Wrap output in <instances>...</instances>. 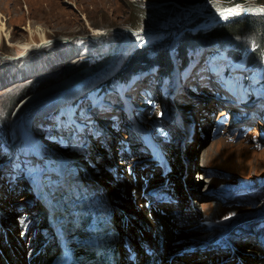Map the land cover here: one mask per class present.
<instances>
[{
    "label": "rangeland",
    "instance_id": "rangeland-1",
    "mask_svg": "<svg viewBox=\"0 0 264 264\" xmlns=\"http://www.w3.org/2000/svg\"><path fill=\"white\" fill-rule=\"evenodd\" d=\"M189 1L190 0H103V3L99 4L97 0H45L43 6L44 15L37 5H35L36 0H0L1 8L5 14L2 20H4V23L6 24L5 29H2V20L0 19V115L5 113L3 106L5 98L11 94L20 92L25 85L35 82H32V80H36V78L42 76H46L43 79L47 77H58V81L54 84L36 89V92L32 93L35 94L33 97V100H35L44 93V90L55 87V85L63 80L71 78L74 74L81 71L76 70L75 66H72V63L74 64L76 59L89 57L93 59L98 57L99 59L93 62L91 66L84 68V73L87 71H94L93 74L86 76V79H88L90 76L95 75L92 80L88 81L90 85L87 83L92 90L77 98L74 105L67 107V114L69 116L67 117V121L69 118L71 120L72 117L74 120L81 119L82 121H85V123L88 122V126L84 128V131L74 138L72 149H69L68 145L73 136V132L68 138L65 137L67 133L66 129H63L62 127L58 129L59 122L62 119L59 118L60 114L53 113L47 117L45 116L41 119L40 124L38 118H36L35 120H37V123L32 124V127L37 130L35 136H38L39 134L41 135L38 138L41 150H44V148H42V138L46 137L49 140L50 149L48 155L50 157L53 156L52 162H54L55 165V168H52L51 163L49 164L51 174L55 177L58 171L59 175L60 159L64 153L66 155L69 154V157L73 158L74 161H77L78 165L83 168V173L84 168H86L82 178L85 186H87L89 190L96 193L108 189L111 192L112 188H117L118 194H113L114 209L121 211L126 218L131 219L135 223V230H139L138 226L145 230L149 228V233L151 234L152 231L155 230L154 224L156 228L157 226L162 228L166 224L169 226L171 225V229H169V232L167 233L169 235L166 241L167 243L165 244V251L168 257L170 256L172 258L175 254L181 252V250H178L173 256L170 255V252L176 245L185 242L184 240L194 239V236L202 238L201 236L203 235L206 236L205 239H202L204 242H210L209 240H212L214 243L220 244L222 248H229L230 250L231 247L227 244L229 241L233 240L239 244L237 251H241L247 257L253 253L254 256L261 258L262 252H260V246H258L259 244H255L258 243V240H256L257 235L253 236V245L248 246L250 240L249 236H246L245 233L240 232L237 234V237L234 235L231 237L229 236V238H231L230 240L225 238L227 236H223L219 228L210 230L209 224L206 225L205 223L200 222V217L203 219L207 217L210 221L217 219L215 221L219 224H229L232 222L233 218L239 222L242 218L246 217V215L249 217L253 214V217L249 218L254 221L253 229L254 232L257 233V228H260V222L262 221L261 217L264 215V213L260 214V216L258 215V213L264 212V191H262V187L264 186V148L256 146L254 143L245 142L246 147L239 149L237 143L232 141L228 142L229 145L223 147L220 151V155L217 156L214 153V151H217L215 148L216 146L211 143L219 139L221 133L219 135L216 134L215 136L218 137L212 139L211 143L207 144L209 132L211 131L210 128L212 127L211 119L213 115L216 119L218 116L226 113L223 109L219 110L218 106L222 105L221 102L215 103V93H220L222 89L220 82L224 78L223 69L225 67H222L224 62L229 65L245 63L246 72H243L242 77L247 79L252 77L246 81L245 86L256 93L253 101L256 99L261 100L262 106H260L258 110L261 112L260 119L262 121L245 118L244 116L248 115L249 112L246 107L241 108L240 106H236L235 112L244 117L242 118L243 124L249 123V125H255V129L253 126V129H250L252 130L250 133H259L257 135L261 137L264 132V60L253 59L254 55L253 52H251V50H254L253 41L249 39L241 40L238 38H232L227 44L221 45L220 47L222 50L218 48L216 54L213 56L210 55L208 51L214 49L215 43L209 41L204 43V46L207 49L203 46V51H207V54L211 56L213 63H206V61L202 59L203 52L198 56L195 48V56L191 57L190 68L191 72L193 71L195 74H199V80L185 85L187 92L184 91L181 95H176L173 98H166L159 95V90L161 88L155 82L151 83V88L154 89V92H148V79H143L142 82L137 83H134L133 81V86L130 85V87L132 86V89L128 91L131 99L126 98L122 102L120 100V103H124L126 106L129 105L135 109L138 108L143 111L147 117L145 125L148 129L140 121L141 118L139 116L133 118L132 114H124L123 112L125 110L123 107H121V110L119 111V105H116L118 109L109 113H104V111L97 113L94 106L96 95L100 93L102 87L106 86L107 81L105 82L104 80H108L113 76L117 71L116 69L122 64L124 58L128 57L125 48L121 50L122 42H125L128 38L124 37L121 42L120 38L122 34L120 31L122 33L127 32L126 35H128L132 34V32L147 33L152 30L153 27L151 25L142 26L143 23L145 25L147 24V5L153 4L158 6V4L162 3L171 5L170 8L158 7L154 9L155 11H159L161 18L166 15L162 23L159 25V30H161V32L169 31L167 29L169 28L171 20L175 23L178 22V25L181 24L179 28H183V26L196 20L198 15L206 18L209 17L212 20L208 23L191 28L197 31L199 28H205L208 24L220 22L222 19L230 16L221 14L225 9L220 8L218 4L211 5V3L209 4L207 2L206 4L193 7V4L189 3ZM28 4L32 5L31 12ZM252 5L255 6L257 4ZM247 6L250 7V5ZM211 7L215 9V11L211 10L214 15L207 13V8ZM261 7L262 6H259V8ZM22 15H24V18L21 19L20 17ZM217 17L221 18L217 20ZM6 32L9 34V37L6 35ZM41 32H46L48 35V38H46V45L40 44V42H42V37L39 36ZM33 34L36 35L34 38L36 39L35 42L32 41ZM62 39H68L67 43L64 42V40L62 41ZM168 41L170 42L171 39H168ZM73 42L78 47L77 52H74L72 46H70ZM19 43L21 45H19ZM247 43L250 45L248 46ZM247 55V59L240 60ZM52 58L54 59L51 60ZM66 58H68L67 61H64ZM45 60H50L51 66L49 68L41 66ZM55 62L58 63L54 64ZM8 72H10V74H7ZM143 74L144 71L139 75ZM5 75L6 77L4 78L3 76ZM144 76H146V74ZM212 77H214V79ZM156 82H158V80ZM97 83L98 85L95 87L94 85ZM120 83V80L115 81L114 88L118 89L125 87ZM214 84H219L220 86H217V88L219 87L217 92L213 89ZM240 85L242 86V82H240ZM171 87L172 91L176 93V90L180 88L176 83L175 86ZM37 93H40V95H36ZM100 95L101 93L98 96ZM153 99L154 101L152 103ZM87 101H90V103L87 104ZM75 106H78L79 108L76 109ZM62 107H65V105ZM91 107L94 108L91 113L94 115L93 118L96 117L99 121L100 130L89 124L90 121L88 118L85 119V117H89V115L88 112L83 111V108L90 111ZM16 109L17 108L13 109L14 112L10 122V125L12 126L11 130L14 135L13 144L15 148L8 147L0 137V168L2 169V174H0V204L3 209L1 218L3 219L5 217V220H8V218L11 217L7 222L9 230L14 237L16 236L19 239L20 237H23L28 252L23 254L22 262L28 264L39 257L42 249L40 246L37 248L40 251L32 247L29 239L32 238L34 234L31 231L27 236L23 231L25 223H28L29 215L31 214H29L28 211H25L27 210V207H25L23 203L27 204L30 209L33 210V215L41 211L43 207L37 206L39 203L38 201L34 202V205H32V201L36 196L34 194L35 192L33 194L31 193V185L28 184L25 176L28 169L27 167H30L31 164L34 165V157H37L38 155L29 156L28 163H26L27 156L25 155V152L30 151V153L33 154L35 153V149H33L31 145L28 148H24L23 144H19L18 146L15 145L17 137L12 124L17 123V120H14V116L17 114H15ZM223 112L225 113L222 114ZM27 117L28 114L25 115V118ZM160 118L164 119L163 125L160 123ZM195 118L196 121H194ZM188 120L191 122L189 123ZM38 124L41 129L38 127ZM134 126L139 127L146 138L150 139L152 143H158L163 149L168 151L167 156L169 157L167 158V165L170 166L168 173H172V175L178 171V159H180L182 155L180 144H185V137L183 136L182 138L180 132L184 131L185 128V133L188 130H192L188 142V145H191L189 155L192 160L187 158L190 165L189 168L185 169L186 172L184 171V173L185 176L187 174L186 177H188L192 183V188L199 191V196L196 198L195 195H191L186 202L191 206L192 210L194 209L197 211L196 214L192 213L190 218H186L184 221L176 220L174 215L176 209H174V207L180 204V199L177 203H164V212L157 213V218H152L151 216L148 217V213L149 209L154 208L155 205L148 206L145 204L147 201L149 202L150 199L146 200L143 198L140 201L138 198L135 200L132 198L133 190L135 188L139 189L137 184L141 185V187L145 188L147 191L148 187L144 186L150 185V181L166 182L164 177H161L156 173L159 168H157L155 161V166L152 170L154 172L153 176L150 173L148 165L144 162V159L147 158V156L143 155L142 152L137 154V149L131 153L130 147H135L134 144H132L134 141L142 145L139 142V139L142 141L140 134L134 130ZM162 127L165 129V132L162 131ZM89 129H91L90 133ZM93 132L94 135H92ZM163 132L164 136H166L167 133L172 135L170 143L165 147L160 141L150 138L154 136L156 139L160 140ZM178 136L179 139H177ZM237 141L240 143L242 138L239 137ZM140 149L142 150V148ZM11 150L14 155H17L14 161L12 158L6 159L5 152ZM205 150H209L210 152V161H205L203 158H200V155ZM42 152L46 154L45 150ZM230 153L233 154L234 157H231ZM50 157L43 162H50ZM159 159L162 161L164 156H161ZM18 163H20V165H17ZM13 164H16L17 168L23 164L21 168L18 169L17 173L24 174V177L16 175ZM219 168H223V171L229 173V175L217 172ZM197 169L200 171L195 172ZM38 170L39 169L36 166H34V168L30 167V172H37ZM53 170L55 171L54 173H52ZM201 170H206L208 172V180L216 177L220 181L225 180L228 182V185H220L229 187L231 195L227 202H232L234 204L239 203L240 206L233 207L228 211L225 205L221 206V208H218L215 205L216 201L221 203L219 200L214 202L212 200H205L208 199V197L203 194V188L207 185L206 181L197 179V173H200ZM74 171H78L77 167H75ZM209 174L214 175L210 176ZM40 178H43V176L38 177V179ZM33 182L38 183L37 178H33ZM196 182L199 184L197 185ZM242 183L253 184L250 187L245 186L240 188ZM187 185L188 183L186 184L185 182V187ZM214 186L220 188L217 184H214ZM44 190L52 192L54 196V199L51 197L45 199L46 205L58 203L57 206H59L61 213L64 215H72L77 211V206L74 204H63V201H57L53 191L47 189ZM135 195H138V193ZM168 195L171 196V198L175 196L178 197L176 194H174V196L168 193ZM116 200H118L119 204L124 206V211L118 207ZM200 201L206 202H203V204L200 205L198 204ZM217 205L219 204L217 203ZM7 208L11 212L10 216H8V214H5L4 216L3 214V211L7 213ZM221 209L223 214L218 213ZM172 211H174V214ZM241 212L244 213L242 216L238 218L235 217ZM161 216L163 220H160ZM126 222H128V220ZM174 222L177 224H174ZM189 222L195 224L194 231L196 232H192L191 228H186L188 225L182 227ZM126 224L120 226V232H125L127 230ZM11 225L14 226L13 228L17 229L12 231ZM31 225H34V223ZM2 226L3 224L0 222V227ZM82 232V235L86 237V239L76 244L74 243L76 246L81 244L79 245L80 250L79 248H76V253L81 252L91 256L92 253L95 252V247L93 249H88L82 244L91 241L89 235L93 234L94 231L90 227L83 229ZM158 232V230H155L151 236L154 242L159 236ZM81 233H79V235ZM213 235H217L218 238L214 240V238H211ZM2 241L4 240L1 236L0 242ZM72 241H74V239ZM121 242L124 243L123 239ZM157 242H159V240ZM204 242L201 244L193 242L192 244L197 245L195 250H204L207 249L206 245L208 244H205ZM223 242L226 246L221 244ZM113 243L119 245L117 239L116 242ZM159 245L160 248L164 246L160 242ZM253 248H255L254 252L252 251ZM155 250H158V247H155ZM0 253L5 257V252L2 247ZM58 254L59 255H51L49 257L47 255L45 257V261H49L47 264H52L53 261L60 259L62 255L61 247ZM9 260L10 259L8 258V261ZM252 262L253 264H260L253 259L251 260V264ZM207 263L201 257L194 256V258H191V264Z\"/></svg>",
    "mask_w": 264,
    "mask_h": 264
},
{
    "label": "bare ground",
    "instance_id": "bare-ground-1",
    "mask_svg": "<svg viewBox=\"0 0 264 264\" xmlns=\"http://www.w3.org/2000/svg\"><path fill=\"white\" fill-rule=\"evenodd\" d=\"M44 1L45 0H36L35 5H37V7L41 10L42 14L45 15L44 7H43ZM97 1L99 4L103 3V0H97ZM31 4H28L30 12H31V7H32ZM237 6L238 5L232 6V7H229L227 9H236ZM241 7L244 9L243 11H239V10L234 11L233 14H231L230 16H238V17L246 16L247 13L246 14H241V13L248 10L249 6L246 5V6H241ZM225 10H224V12H221V14H224L225 16L229 15L228 12ZM235 12L240 13V14H235ZM207 13L214 15V13L212 11H208ZM4 16H5V14H4V12L1 8V4H0V19L2 20ZM20 18L21 19L24 18V15H22ZM1 26H2V29H5L6 24L4 23V20H2ZM120 33L123 36L122 39L120 38L121 42L124 39V37L128 38L127 40H125V42L124 41L122 42V45L124 46L123 48H125V50H126L127 47L132 42V39H131L132 34L126 35L127 32L122 33L121 31H120ZM6 35L9 37V34L7 32H6ZM39 36L42 37V42H40V44L46 45V38H48L47 33L41 32L39 34ZM32 37H33L32 41L35 42L36 39H34V38L36 37V35L33 34ZM63 40L64 39H62V41ZM67 41H68V39L64 40V42H66V43H67ZM19 45H21V44L19 43ZM204 45L205 44L200 45V47H199L200 50L198 52H201V53L205 52L206 56H208L207 51H203ZM70 46H72L74 52L78 51V47L74 44V42ZM33 51H35V50H33ZM126 51L128 53V50H126ZM127 56H129V54H127ZM153 59L154 58H152V60ZM175 64H176V61H174L173 69H172V71L168 77H164V76L160 75L157 72L156 67L151 66V68L144 70L143 75L136 76L133 79V81L137 83V82H142L143 79H148V84H147L148 87L147 88L149 90H152V91L154 89L151 88V83L155 82L161 88L159 90V95H161L162 97H166V98L172 97L173 98L176 95H181L182 93H184L183 89L178 88L176 90L177 91V93H176V92L172 91V87H171V86H175V83L177 80L176 79V72H175V68H174ZM222 67L229 68V71L231 72L230 74H232V75H230V77L227 78V80L232 84L231 86L233 87L234 91L236 93H238V95H239L238 101L236 102L235 105L240 106V107H244V108L247 107L246 105H242L241 99L248 98L249 95H256V93L252 89L250 90L249 88H247V86H245L244 81L241 80V73L246 70L245 63L239 64L238 67H235L234 64L229 65L226 62H224ZM93 72L94 71H87L85 73H84V71L78 72V73L74 74L73 77L67 78V79L63 80L62 82H60L59 84L55 85V87L44 90V93L41 96H39L38 98H36L35 100H33V97L35 96V94H31V95L27 96L26 98H24L19 103L21 105L20 106L18 105L17 109L15 110V114L16 113L17 114L14 116V120H17V123L12 124L13 128H14L13 130H15V134L17 137V139L15 140V145L18 146L19 144H23L24 148H28L31 145V147L33 149H35L36 153L35 154H29L28 153V155L29 156H32V155L37 156L38 155L37 157H34V165L31 164L30 167L34 168V166H36L39 170L37 172H33V171L29 172V176H31L33 178H37L38 185L41 189H47V190L53 191L54 195L56 196L57 201L58 200L59 201H70V202H72V204L77 206V211L74 214L64 215L61 213L59 206H57L58 203L48 204L43 213L36 215V217H34L35 215L32 214L33 210H31L27 204L23 203V205L25 207H27V210H25V211H28L29 214L31 213L30 217H31V219H33V223H34V225H29L30 229L27 231L26 236L30 234V231L32 233H34V230L36 229L37 230L36 234L34 236H32V238H30L29 240H30L33 248L37 249L40 246L42 249L39 257L37 259L33 260L32 262L28 263V264H47V262H49L48 260L45 261V257L47 255H48V257L51 255H59L58 253H59L60 247H58V245L55 244V242H57V240H58V237L56 235V232L54 231L53 225L49 222V219H48L49 215L56 218V222L57 223L59 222L58 227L64 232V234L67 238L71 239V240L68 239L69 241H71V242H69V244H71L73 242L72 241L73 238L76 237L77 234L81 233L83 229L90 228V227L92 228L94 233L89 235L91 237V241L85 242L82 245L88 249H93L95 247V252H93L91 256H88L85 253L78 252V253H75L74 256L72 257L73 259H75V258L77 259L78 255H81L84 263H86V264H89V263L98 264L104 258H106L108 256L107 249L105 252H102L101 245L105 244L108 246V248H113L114 245L117 246L115 243H113L110 240L109 236L107 235V231L113 233L115 239L118 240L120 250H121V260L119 257L120 264H144V263H146V264H191V258H194V256L195 257H201L203 260L206 261V263L208 262L207 264H213V263L214 264H251L252 259L261 264V262H260L261 259L259 257L254 256L253 253L249 257L244 255L241 251H236L235 253H233V250L231 251L229 248H228L229 250L226 248H222L220 246V244L214 243L212 240H209V241L213 242V243H209L206 245L207 249L195 250L197 248L196 247L193 252H187L184 250V248L176 249V247H179V245H176L175 248L170 252V255L173 256L175 254V252H177L178 250H181V252H179L178 254H175L172 258L170 256L168 257L167 253L165 251V244L167 243L166 241H167V238L169 236L167 233L169 232V229H171L170 228L171 225L169 226L168 224H166L162 228L160 226H157V228H156V226L154 224L155 230L159 231L158 232L159 236L155 240V242L151 238V236L155 232V230L152 231L151 234L149 233V228L147 230H145L144 228H141L140 226H138L139 230H135L134 229L135 223L131 219L126 218L121 211L114 209L113 194L114 193H116V195L118 194L116 187H115L116 189L112 188L111 192L108 189L104 190V191L96 192V193L92 192L90 190L91 193H94L96 195V202H94V203L99 205L101 207V209H103L105 212V216L107 217V224H108L107 229H105V230L104 229H98V228L96 229L95 226L88 224L87 220L85 221L83 219V217L80 215V213H81L80 209L85 207L86 209L90 210L89 202H87V200L85 198H79L78 196L75 197L71 191L72 188L74 186H77V185L80 186L79 188L81 190L88 189L87 186H85V184L83 182V178H82L83 177V168L78 165L77 161H74V159L70 157V159L67 161L68 169H67L66 173L63 176H60L57 179H55V177L51 174V171H50L51 168L49 165L51 163L52 168H55L54 162H52L53 156L50 157L48 155V151L50 149L49 148V140L46 137L42 138L43 139L42 148H44V150L46 152V154H45L40 149V144L38 141V138L41 135L39 134L38 136H35V132H37V130L32 127V124L37 123V120H35L36 118H38L39 124H40L41 119L43 117H45V116L47 117V116L55 113L56 109L62 108L63 105H65V107H66L68 104H70L72 101H74L75 98L87 94L88 93L87 86L90 85V83H88V81L92 80L95 75L90 76L88 79H86V76L93 74ZM7 74H10V72H8ZM145 74H146V76H144ZM6 75L3 77L5 78ZM250 78H252V77H250ZM250 78H248V79H250ZM157 80H158V82H156ZM104 81L106 82L107 80L105 79ZM240 82H242V86L240 85ZM87 83H88V85H87ZM225 85H226V81H224L222 83V85H221L222 89L221 90H223L225 88ZM228 85L229 84L227 83V86ZM213 86H214L213 89H215L216 84H214ZM88 87H90V86H88ZM36 95H40V93H37ZM215 95H216V93H215ZM215 100H216L215 103H218L219 100L218 99H215ZM116 105H118V104H116ZM229 105H230V108L234 106L232 103H229ZM119 106L122 107L123 105H121L119 103ZM212 107H214V106H212ZM131 108L135 109L132 106H131ZM17 110H18V112H17ZM92 110H94V108L91 107L89 112L91 113ZM247 110L249 112H248V115L244 116L245 118H248V119L252 118L254 120L262 121L260 119V113L261 112L259 110H256L254 108H250V109L248 108ZM210 111H212V110H210ZM223 111H226V110L223 109ZM224 113L225 112H223L222 114H224ZM27 114H28V117L25 118V115H27ZM244 117L242 116V118H244ZM214 119H215V117H214ZM73 120L74 119L71 117V121H73ZM188 121H189V123L191 122L190 120H188ZM194 121H196V118ZM39 124H38V127L40 128ZM244 124L249 125V123H244ZM185 130H186V128H185ZM184 131L180 132L182 138H183V136L185 137V144L184 145L180 144L182 155H181L180 159H178L179 160L178 166H177L178 171L173 175H172V173H166L165 179L167 181L164 183L165 184L164 186L167 188V191L170 194H176L179 197V199L181 200L180 204L178 206L176 205L174 207V209H176L175 214H174V211H172V213L175 215L176 220H182V221H184L186 218H190L192 213H194V214L197 213L196 210H194V209L192 210L191 206L186 203L187 200L189 199V196L195 195L196 198H198V196H199V191L192 188V183L190 182L188 177H186L187 174L185 176V173H184L185 169L189 168V165H190L189 160H192L191 156L189 155L190 154L189 149H190L191 145H188L192 130H188L186 133ZM260 131H261V129H260ZM221 134H222V132H221ZM257 134H259V133H257ZM262 134H264V132ZM177 139H179V136ZM132 144H134V146L137 149H140L143 147L142 145L138 144L136 141H134V143H132ZM211 144L216 146L215 148L217 149V151H214V153L217 156L220 155V151L223 147H226L229 145L228 142L226 141V139H223L222 136L219 139L215 140ZM237 147L239 149H243L246 147V143L244 141L240 142V143H239V141H237ZM201 155H202V157H201ZM201 155H200V158H203L205 161H210L209 150L203 151ZM230 156L234 157V155L231 153H230ZM49 157H50V162H43L44 160H46ZM144 162L148 165V167L150 169V173L153 174L152 170H153V167L155 166L154 161L153 162L150 161L149 157L147 156V158L144 159ZM59 165H60V162H59ZM73 166L77 167L78 171L75 172L74 171L75 167H73ZM0 174H2L1 169H0ZM197 175H198L197 179H199V180L200 179L202 180L203 177L205 178L207 185L203 188L204 193L207 192L208 190H212L213 187L219 189L218 187H215L214 184H217V186H219V187H220V185H228L229 184L225 180H221V181L218 180L216 177L208 180L206 178V176L203 175V170H201V172L198 173ZM39 176H43V178L38 179ZM53 182L57 183L55 187L52 186ZM155 182L156 181H154V182L150 181V185L153 184V185H151V187L154 186ZM185 182H186V184L188 183V185L186 187H185ZM196 184L198 185L199 183L196 182ZM82 185H83V187H82ZM137 185L141 189V185H139V184H137ZM35 186H36V184H35ZM127 187H126V189H127ZM125 190H124V192H125ZM30 191L32 194L35 192L33 187H30ZM205 196H206V194H205ZM207 196H210V195H207ZM143 198L144 197L140 196L139 200L141 201ZM22 199H24V198H22ZM205 200H209V199H205ZM217 200H219V199H217ZM212 201L214 202L213 199H212ZM203 202H206V201H200L198 204L201 205V204H203ZM217 203L219 205H217ZM97 205H95V206H97ZM215 205L218 208H221V206H223V204H221L217 201L215 202ZM0 208L2 209L1 204H0ZM158 208H159V206H158ZM3 212H4L3 213L4 216H5V214H8V216L11 215V212L8 210V208H7V213L5 211H3ZM160 212H162V211L158 210L155 206L154 208L149 209L148 217L151 216L152 218H155V217L157 218V215H158L157 213H160ZM211 212H213V211H211ZM218 213L223 214L222 209ZM263 213L264 212H260V213H258V215L260 216V214H263ZM243 214H244L243 212L238 213L235 217L238 218V217L242 216ZM249 217L250 218L253 217V214ZM249 217L246 215V217L242 218L239 221L241 223L237 224L236 226H234L229 231V236L231 237L232 235H234L237 237L238 236L237 234H239V233L236 230L239 229L241 231V233H245L246 236H249L250 241L248 242V246H252L254 243L252 240L253 236L257 235L256 240H258V243H255L256 245L260 244L259 238H261V237H258V233L254 232V229H253L254 221L252 219H250ZM10 218H8V220H5V217H4L3 219L1 218V221H0L3 224V227L6 228V230L4 231L2 229V227H0V237L2 236V238L4 240V241L0 242V249L2 247L4 252H5V254H4L5 257H3L2 254L0 253V264H24L22 262L23 254H26L28 252V249L26 248V245L24 244L23 237L22 238L20 237V239L17 238L16 236L14 237L12 235L11 231L9 230V226H8L7 222L10 220ZM262 219H264V215H263ZM127 220H128V222H126ZM160 220H163L162 216L160 217ZM215 220H217V219H215ZM234 222H237V221L235 220ZM126 223H128V224H126ZM124 224H126L127 230L125 232H120L119 228L121 225H124ZM174 224H177V223L174 222ZM174 224H172V225H174ZM223 224H225V223H223ZM25 225H26V223H25ZM186 225H188V226H186ZM185 226H186V228H189V229L191 228L192 232L195 229V224L191 223V222H189L188 224H184L182 227H185ZM13 227L14 226L11 225L12 231L17 229V228H13ZM42 228L48 229L49 231H44V230H42ZM194 232H196V231H194ZM49 234L52 235V238L50 239V241L47 244H45V242L48 239L47 236ZM201 237L202 238L194 236V239H195V241H198L199 244H201L204 242L202 239H205L206 236L202 235ZM211 238L216 239L217 235H214L213 237L211 236ZM6 239H7V241H6ZM122 239H123L125 244L123 242H121ZM158 240L160 243H162V245H164L162 248H160L159 242H157ZM30 242H29V244H30ZM221 244L224 245L225 243L223 242ZM79 245H81V244H78L77 246L74 244L73 246L76 248H79V250H80ZM155 247H158V250H155ZM130 249L132 250L131 252H130ZM37 250H39V249H37ZM254 250H255V248L252 249L253 252H254ZM260 250L262 251V254H264V248L260 247ZM133 252L136 253V256L131 258L130 256L132 255ZM8 258L10 259L9 261H8ZM57 262H59L58 259L56 261H53L52 264H57ZM70 263H72V262H70ZM73 264H76V263H73ZM252 264H253V262H252Z\"/></svg>",
    "mask_w": 264,
    "mask_h": 264
},
{
    "label": "trees",
    "instance_id": "trees-1",
    "mask_svg": "<svg viewBox=\"0 0 264 264\" xmlns=\"http://www.w3.org/2000/svg\"><path fill=\"white\" fill-rule=\"evenodd\" d=\"M218 4L220 8L227 9L232 6H246L252 4H257L258 6L264 7V0H190L189 3L193 4V7L196 5H202L206 3ZM253 2V3H252ZM170 8V4H158V6L149 4L147 5L148 16H146L147 24L144 23L142 26L151 25L153 28L152 31H148L147 33H137L132 32V42L127 47L129 56L124 58L122 64L116 69L117 71L111 76L106 83L105 87H102L100 93L96 95L99 102L108 101L112 102L116 100V89L115 81L120 80L123 85H128L136 76H138L141 72L146 69L151 68V66L156 67L157 72L164 76L168 77L174 66V57L182 61L179 62V66L183 69H186L188 56L191 53L192 49H199L200 45H203L207 41L211 43H215L214 49L208 51L210 55L216 54V50L221 45L227 44L231 41L232 38H238L241 40H251L253 41V59H262L264 60V13H249L246 16L238 17V16H229L222 21L208 24L205 28H199L197 31L195 29H191L194 26H199L204 23H208L212 21L209 17H202L200 15L197 16L196 20L188 23L183 26V28H179L178 22L169 23V28L167 32H159V25L164 20L163 17L159 14V11H155L156 8ZM208 11H215L214 8H207ZM221 17H217L219 20ZM150 19V20H149ZM149 21V22H148ZM174 25V26H173ZM136 27V26H134ZM139 27V26H137ZM179 31V32H178ZM123 36L121 35V38ZM177 37V38H176ZM167 39V40H166ZM168 39H171L169 42ZM248 44V43H247ZM246 44V45H247ZM250 44H248L249 46ZM204 48H206L204 46ZM207 49V48H206ZM147 57H146V56ZM147 59H146V58ZM152 58H154L152 60ZM98 57L95 58H78L72 63V66H75L76 70H81L79 72L85 71L84 68L90 66L95 62ZM206 63H213L211 56H206L205 52H203V57ZM242 59V58H241ZM240 59V60H241ZM152 60V61H151ZM83 69V70H82ZM224 73L229 72V68L223 69ZM46 76H42L36 78V80H32L35 82H31L32 84H27L23 87L20 92L16 94H11L6 97L3 101L4 111L5 113L0 115V137L3 142L11 148L14 140L13 131L11 130L12 126L10 125L11 117L13 114V109L17 108L19 103L28 95L36 92V89L46 87L48 85L54 84L58 81V77L55 78H45ZM214 79V77H212ZM219 84H216V87ZM185 95V94H184ZM96 112H103L102 109L98 106H95ZM61 109H58L57 114H60L59 118H62L59 122L58 129L62 127L63 129L68 128L67 117L63 113H59ZM89 117H85L92 122L93 117H91L92 113L88 110ZM57 126V125H56ZM55 126V127H56ZM67 131V129H66ZM6 159H9L13 156V152L6 151L5 152ZM17 156V155H16ZM16 156L13 158L16 159ZM17 165H20L18 163ZM14 170L18 172L20 166L18 168L14 165ZM200 170H195V172H199ZM262 191H264V186L262 187ZM260 225H264V219L261 218Z\"/></svg>",
    "mask_w": 264,
    "mask_h": 264
},
{
    "label": "water",
    "instance_id": "water-1",
    "mask_svg": "<svg viewBox=\"0 0 264 264\" xmlns=\"http://www.w3.org/2000/svg\"><path fill=\"white\" fill-rule=\"evenodd\" d=\"M263 9V7H261V8H259V6H257V5H255V6H250L249 7V9L248 10H246L245 12H242L241 14H249V13H254V12H263L264 13V10H262ZM235 14H240V13H237V12H235ZM159 32H161V30H159ZM21 104H19V106H20ZM216 136H214V137H208V140H207V144H209L210 142H211V140L212 139H214ZM253 183H243L242 185L243 186H251ZM221 225H226V224H222L221 223ZM260 231H262V232H264V226H260V228H258ZM184 245L185 244H180L179 245V247H176V249H179V248H182V247H184ZM73 258H71L70 260H69V262H72V263H76V264H86V263H84V261H83V258H82V256L81 255H78V257H77V259L75 258V259H73Z\"/></svg>",
    "mask_w": 264,
    "mask_h": 264
},
{
    "label": "snow or ice",
    "instance_id": "snow-or-ice-1",
    "mask_svg": "<svg viewBox=\"0 0 264 264\" xmlns=\"http://www.w3.org/2000/svg\"><path fill=\"white\" fill-rule=\"evenodd\" d=\"M237 10L243 11L244 9L242 7H240V6H237L236 9H226L225 11H227L228 14L231 15V14H233L234 11H237ZM262 10H264V9H262Z\"/></svg>",
    "mask_w": 264,
    "mask_h": 264
},
{
    "label": "built area",
    "instance_id": "built-area-1",
    "mask_svg": "<svg viewBox=\"0 0 264 264\" xmlns=\"http://www.w3.org/2000/svg\"><path fill=\"white\" fill-rule=\"evenodd\" d=\"M70 135V133L67 135V136H69ZM75 138V137H74ZM74 138H72V141H74Z\"/></svg>",
    "mask_w": 264,
    "mask_h": 264
},
{
    "label": "clouds",
    "instance_id": "clouds-1",
    "mask_svg": "<svg viewBox=\"0 0 264 264\" xmlns=\"http://www.w3.org/2000/svg\"><path fill=\"white\" fill-rule=\"evenodd\" d=\"M232 124H234V123H232ZM235 125V124H234ZM237 127H240V125H237Z\"/></svg>",
    "mask_w": 264,
    "mask_h": 264
}]
</instances>
